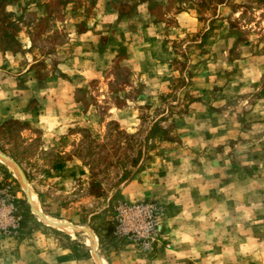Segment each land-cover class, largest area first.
<instances>
[{
	"label": "rangeland",
	"instance_id": "rangeland-1",
	"mask_svg": "<svg viewBox=\"0 0 264 264\" xmlns=\"http://www.w3.org/2000/svg\"><path fill=\"white\" fill-rule=\"evenodd\" d=\"M0 159V264H264V0H0Z\"/></svg>",
	"mask_w": 264,
	"mask_h": 264
},
{
	"label": "built area",
	"instance_id": "built-area-1",
	"mask_svg": "<svg viewBox=\"0 0 264 264\" xmlns=\"http://www.w3.org/2000/svg\"><path fill=\"white\" fill-rule=\"evenodd\" d=\"M0 204H1V201H0ZM9 213V212H8ZM0 215H1V211H0ZM15 223L13 222L11 216L5 220V223L3 224L2 222H0V234L1 233H6L9 231L10 228H15Z\"/></svg>",
	"mask_w": 264,
	"mask_h": 264
},
{
	"label": "bare ground",
	"instance_id": "bare-ground-1",
	"mask_svg": "<svg viewBox=\"0 0 264 264\" xmlns=\"http://www.w3.org/2000/svg\"><path fill=\"white\" fill-rule=\"evenodd\" d=\"M0 160H1V162L5 163V164L7 165V167H10L11 169H13V165H12L11 163H9V162H7V161H5V160H2V159H0ZM6 162H7V163H6ZM34 202H35V205L38 204V200H37V198H34Z\"/></svg>",
	"mask_w": 264,
	"mask_h": 264
}]
</instances>
